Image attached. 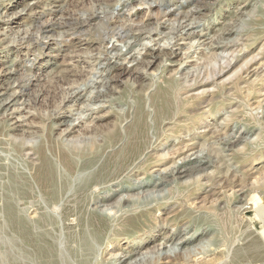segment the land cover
Here are the masks:
<instances>
[{"label": "rangeland", "instance_id": "374dc122", "mask_svg": "<svg viewBox=\"0 0 264 264\" xmlns=\"http://www.w3.org/2000/svg\"><path fill=\"white\" fill-rule=\"evenodd\" d=\"M152 51L177 57L114 70ZM207 75L159 121L160 87ZM0 92L17 95L0 111V264H264V0H0ZM137 109L155 152L124 166L106 133ZM54 116L76 119L67 140Z\"/></svg>", "mask_w": 264, "mask_h": 264}, {"label": "bare ground", "instance_id": "6f19581e", "mask_svg": "<svg viewBox=\"0 0 264 264\" xmlns=\"http://www.w3.org/2000/svg\"><path fill=\"white\" fill-rule=\"evenodd\" d=\"M25 10H26V8H23L13 18L20 17V15L24 14ZM142 55L145 56L146 58L142 57L143 59L141 58L139 60H137L135 56H131L129 58L130 62H134L137 60L136 63L133 64L131 67H126L125 65L122 64V65H119L118 68L117 67L114 68V70H120V72H123L124 74L129 76L130 78H132V80H137L139 74L142 73V71H139L141 69L140 68L141 65H144L146 67H151L153 64H155V62L158 60V58H161L160 56H162V61L164 62L163 64H165V62H167L170 65V64L174 63L171 60L173 58L177 57V53H175L174 51H170L167 53H162L160 51H157V52L152 51L148 54L145 52ZM8 72H10V70H8ZM206 74H208V73H206ZM73 77H75L74 74L69 75V77L60 75V76L56 77L55 81H56V83H58V84L60 83V85H62V84L69 83L70 81H72ZM109 82L113 83V82H115V79H113V78L108 79L106 84H104L106 90H101V91L96 92V94L93 97L94 102H99V101L110 102V100L114 99V97H109L108 95H106L108 88H110ZM213 83H214L213 80L209 81V75H207L206 77L203 76L202 78H200L199 82L185 81L184 85H183L180 82L176 83L175 81H169L168 82L169 85H167L165 87H160L152 95L153 102L156 105L155 107L157 110V117L159 118V121L162 122L165 120H169L174 115V109L176 108L177 104H179L181 102L180 91H185V94L197 92L194 97L199 98L200 96H202L208 92L209 87ZM136 92H138V91H136ZM2 95H3V93L0 92V97ZM72 95H74V96H72ZM72 95H71L72 98L71 97L66 98L67 99L66 102H71L75 97L79 96L80 93L74 92ZM134 97L137 99V102H141V94L140 93H135ZM186 98L188 99L189 96H186ZM16 103H17V95H15V94H13L12 96H10L8 98H1L0 99V111H3L4 113H6ZM171 110L173 111V113L170 112ZM166 112H170L169 115H171V116L168 118L167 117L163 118V116H165L167 114ZM202 116H204V115L201 114L199 117H195L194 122L198 121V123H199L201 121V119L203 118ZM54 117L59 119L58 126H61L64 128L62 131L63 132L62 138H65L67 140V136L73 131L75 126L78 125V123H76V119H72V118H68V117H64V116H61V117L60 116H54ZM12 126H13L12 127L13 130H17L19 127L16 124H12ZM147 129H148L147 120H146L144 114L142 113V111L137 109L133 122L128 124V126H127V129H126V132L128 130L127 134H125L124 136H122L120 138L117 125H115L113 127V129H111L110 131H108L106 133L107 134L106 140L110 145L117 144L120 141L121 146L118 148V150L116 152V155H117L116 156V163L120 162V163H123L124 166H126V165H129L132 161L138 159L143 154V152L145 150L151 149V151L154 150V152H155V149L147 147L148 140H149L148 135H147ZM181 130L184 131V128H181L178 130L176 129L175 133L176 134L182 133ZM164 133L166 135H172L173 131L172 130H169V131L165 130ZM65 139H64V141H66ZM154 142H155V140H154ZM24 147H26V145ZM22 149H23V146H22ZM58 152H59L58 156H59L60 162L62 163V165L64 166V169H65L64 171H66L67 174L72 175L73 174L72 171H74L73 170V164L71 163L72 160L68 157V155L64 151H61V152L58 151ZM36 155H38V157H39V164L36 168V174H37V177L39 178V180L42 182V183L40 182L41 185L43 184V185H45V187L50 188L49 189L50 193H52V194L56 193V191L54 190L55 189L54 181H55L56 177L58 176V173H57L58 170L55 167H53L50 162H47V160L44 159L43 155H41V154L39 155L38 152H36ZM94 158L95 157L93 156V157H90L89 159L92 160ZM155 162H158V160L155 159ZM22 193L25 194L24 191H22Z\"/></svg>", "mask_w": 264, "mask_h": 264}]
</instances>
